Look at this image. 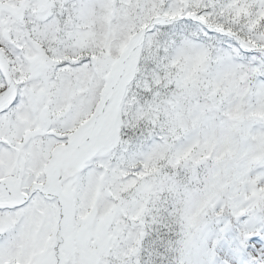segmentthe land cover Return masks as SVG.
I'll use <instances>...</instances> for the list:
<instances>
[{"label":"snow or ice","instance_id":"snow-or-ice-1","mask_svg":"<svg viewBox=\"0 0 264 264\" xmlns=\"http://www.w3.org/2000/svg\"><path fill=\"white\" fill-rule=\"evenodd\" d=\"M0 264H264V0H0Z\"/></svg>","mask_w":264,"mask_h":264}]
</instances>
